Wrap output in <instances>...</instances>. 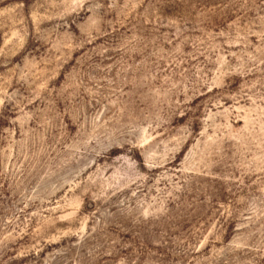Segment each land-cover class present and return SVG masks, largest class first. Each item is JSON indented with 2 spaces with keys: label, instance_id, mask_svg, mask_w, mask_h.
I'll list each match as a JSON object with an SVG mask.
<instances>
[{
  "label": "rangeland",
  "instance_id": "1",
  "mask_svg": "<svg viewBox=\"0 0 264 264\" xmlns=\"http://www.w3.org/2000/svg\"><path fill=\"white\" fill-rule=\"evenodd\" d=\"M0 264H264V0H0Z\"/></svg>",
  "mask_w": 264,
  "mask_h": 264
}]
</instances>
